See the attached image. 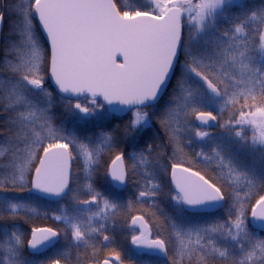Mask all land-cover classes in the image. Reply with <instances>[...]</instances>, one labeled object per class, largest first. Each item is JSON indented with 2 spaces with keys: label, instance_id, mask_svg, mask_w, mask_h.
Wrapping results in <instances>:
<instances>
[{
  "label": "snow or ice",
  "instance_id": "1",
  "mask_svg": "<svg viewBox=\"0 0 264 264\" xmlns=\"http://www.w3.org/2000/svg\"><path fill=\"white\" fill-rule=\"evenodd\" d=\"M0 264H264V0H0Z\"/></svg>",
  "mask_w": 264,
  "mask_h": 264
},
{
  "label": "trees",
  "instance_id": "2",
  "mask_svg": "<svg viewBox=\"0 0 264 264\" xmlns=\"http://www.w3.org/2000/svg\"><path fill=\"white\" fill-rule=\"evenodd\" d=\"M26 227V226H25ZM28 227V226H27ZM26 227V228H27ZM143 259H151L150 257H147V256H145V257H143Z\"/></svg>",
  "mask_w": 264,
  "mask_h": 264
},
{
  "label": "rangeland",
  "instance_id": "3",
  "mask_svg": "<svg viewBox=\"0 0 264 264\" xmlns=\"http://www.w3.org/2000/svg\"><path fill=\"white\" fill-rule=\"evenodd\" d=\"M25 226L27 227V225H25ZM25 226H24V227H25ZM26 227H25V228H26Z\"/></svg>",
  "mask_w": 264,
  "mask_h": 264
}]
</instances>
